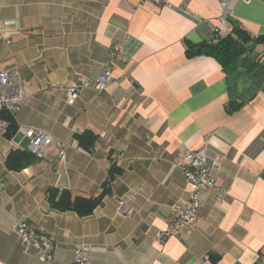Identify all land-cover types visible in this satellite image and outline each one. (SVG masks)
<instances>
[{
  "label": "crops",
  "instance_id": "1",
  "mask_svg": "<svg viewBox=\"0 0 264 264\" xmlns=\"http://www.w3.org/2000/svg\"><path fill=\"white\" fill-rule=\"evenodd\" d=\"M221 0H0V24L20 30L0 40V70L17 67L29 95L15 114L11 138L0 130V264H45L16 232L22 219L71 264L89 247V264H264V0H232L226 30L215 31ZM239 27L249 35L247 61L227 65L188 56L189 44L215 41ZM115 47L121 53L114 55ZM105 90L83 89L73 103L50 83L94 81L106 66ZM49 133L44 155L8 170L10 150L27 148L23 128ZM97 135L92 151L74 134ZM67 143L59 157L55 141ZM207 148L215 187L201 198L180 238H158L173 204L190 187L176 163ZM121 172L107 184L108 170ZM73 195L107 193L90 215L50 207L48 187ZM216 188L226 190L219 196ZM118 200L129 205L121 212Z\"/></svg>",
  "mask_w": 264,
  "mask_h": 264
},
{
  "label": "built area",
  "instance_id": "2",
  "mask_svg": "<svg viewBox=\"0 0 264 264\" xmlns=\"http://www.w3.org/2000/svg\"><path fill=\"white\" fill-rule=\"evenodd\" d=\"M150 1L166 4L168 0ZM189 1L190 0H182L181 5L178 6L177 9L189 14L186 10V5ZM231 1L232 0L220 1V14L217 17V25L215 26V31L217 32L220 30H226L227 19L231 15V9L229 7ZM19 30L20 27L18 21H3L0 24V40L8 41L12 36L17 34ZM120 53L121 49L115 47L113 54L117 55ZM111 80V66L106 65L96 76L94 81H90L85 77L72 85L50 83L47 86V90L50 93H53L56 90H64L66 101L68 103H73L83 89L93 88L97 91H102L108 87ZM28 95V89L22 82L17 67L0 70V130L4 131L7 126V121L2 117V114L6 112L15 115ZM22 131L23 136L27 139V149L38 158L44 155L46 148L53 142L52 135L44 131L31 127H25ZM55 144L59 147L58 156L64 157L65 148L68 144L59 140H56ZM176 165L183 170L190 190L186 198L181 199L172 205L170 216L168 218V228L159 231L157 234L160 239L169 236L180 238L182 232H187L196 218L202 196L215 187V178L207 164L206 147L187 151L177 161ZM1 186L2 185L0 184V187ZM216 189L219 196L226 194L225 189ZM118 207L121 212H127L129 210V205L123 200H118ZM15 227L16 232L25 247H34L38 254L43 258L45 264H54L53 249L49 242L44 241L43 237L22 219H16ZM202 263L212 264L208 256L202 260ZM71 264H89V247L87 245H80L73 249Z\"/></svg>",
  "mask_w": 264,
  "mask_h": 264
},
{
  "label": "trees",
  "instance_id": "3",
  "mask_svg": "<svg viewBox=\"0 0 264 264\" xmlns=\"http://www.w3.org/2000/svg\"><path fill=\"white\" fill-rule=\"evenodd\" d=\"M250 41L249 35L239 27H233L230 33L225 36H218L212 42H200L196 44H189L186 50L188 56L197 54L210 55L216 58L223 66L227 65L231 60L237 57L242 58V64L247 70H252L257 64L258 59L254 62L247 61V46L246 43ZM254 44H264V35H259L254 38ZM2 117L7 121V126L4 130V135L11 138L16 134L18 125L15 120V115L4 112ZM78 144L88 151H92L97 135L90 130H85L74 134ZM38 157L31 153L26 147L15 148L10 150L5 158V166L8 170L20 171L29 165L33 164ZM121 170L115 165L110 166L108 170V179L104 184L112 180L115 174ZM108 189L104 188L97 196L73 195L69 189H59L57 187H48L46 189L48 195V202L51 208L58 211H73L77 215L84 217L90 215L93 210L102 202L103 196Z\"/></svg>",
  "mask_w": 264,
  "mask_h": 264
}]
</instances>
